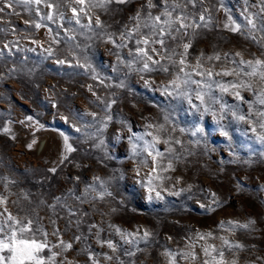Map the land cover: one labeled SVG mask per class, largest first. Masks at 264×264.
Returning a JSON list of instances; mask_svg holds the SVG:
<instances>
[{"label": "rangeland", "instance_id": "obj_1", "mask_svg": "<svg viewBox=\"0 0 264 264\" xmlns=\"http://www.w3.org/2000/svg\"><path fill=\"white\" fill-rule=\"evenodd\" d=\"M50 2L58 4L57 12L63 13V18L41 20L36 7L41 15L51 11L43 5L17 4L14 12L5 9V14H0V29H4L0 31V197L7 201L0 204V213L31 218L33 228L41 227L49 233L50 246L59 242L52 235L50 220L55 219L60 238L73 244L72 250L62 254L73 264H92L89 255L98 264H170L173 256L175 264H204L210 257L203 249L211 251L212 247L225 252L227 264H264V145L257 140L264 129L257 125L253 133L252 124L237 120L231 111L222 113L219 104L212 106L215 115L204 114L202 108H191L187 100L162 94L160 89L174 78L176 67L169 65L168 72H139L135 70L139 64L129 68L113 53L131 60V43L125 48L106 43L102 34L105 30L95 28L94 21V31L74 21L68 23L71 8L79 5L71 0ZM142 3L132 0L126 5L113 4L111 7L118 10L106 13L96 9L94 14L100 15L108 33L119 34ZM260 3L205 0L198 5L197 12L209 9L212 27L192 38L189 62L194 64L201 53H219V70L225 64L224 53L241 52L245 60L264 59V33H255L258 44L245 39L247 33L224 28L228 16L242 26L249 15L264 18ZM159 10L153 9L154 14ZM25 20L44 26L36 29ZM81 20L87 23L85 17ZM72 28L76 29V39L66 41L65 29ZM53 39L59 43H52ZM116 42L121 43L119 39ZM49 47L52 56L45 51ZM57 60L66 63L61 65ZM78 62L90 67H79ZM216 79L231 81L235 77ZM121 81L124 87L118 86ZM251 83L254 91L242 90L241 95L252 102L255 111L264 108L255 103L254 94L264 85L255 79ZM215 95L221 93L217 90ZM223 101L238 105L237 114L247 116L250 111L249 103L230 94H224ZM192 102L199 104L194 97ZM250 119L256 121L257 117L252 115ZM148 124L154 127L148 128ZM160 125L164 131L157 130ZM197 127L203 128V133L192 135ZM149 132L152 135H147ZM157 135L161 141L168 139L169 144H155L164 156L154 160L146 142H153ZM65 137L75 150L62 162ZM177 140L180 143H175ZM35 141L40 144L36 152L28 147ZM52 168L56 171H49ZM149 180L155 189L151 193ZM70 192L75 196H69ZM99 192H105L102 200ZM156 192L162 198H157ZM69 208L75 216L69 214ZM250 220L255 224L249 228L238 226ZM117 228L126 235L122 237ZM145 230L151 233L147 242L141 239ZM76 236L80 237L78 241ZM37 237L43 239L39 233ZM109 240L116 251L106 244L101 246L100 241ZM223 240L244 247L229 251ZM43 254L51 255L47 250ZM109 256L111 259L106 258ZM61 258L57 257V264Z\"/></svg>", "mask_w": 264, "mask_h": 264}, {"label": "snow or ice", "instance_id": "obj_2", "mask_svg": "<svg viewBox=\"0 0 264 264\" xmlns=\"http://www.w3.org/2000/svg\"><path fill=\"white\" fill-rule=\"evenodd\" d=\"M71 2L80 7L71 8L72 19L69 20L68 23L74 21L75 25H79L81 28H87L89 31H94V21L95 28L105 30L102 34L105 36L106 43H111L116 48L128 47L129 43L133 45V47L129 48L128 53L129 56L132 57L131 60H125L118 52L113 53L121 63H125L129 68H133L134 65L139 64L140 67L135 69L139 72H168L169 65L178 69L169 84L160 89L162 94L172 96L178 100H187L191 108L196 111H200L202 108L204 114L211 112L215 115L212 106L219 104L222 113L231 111L232 115L237 120L252 124L253 133L256 132L257 125L259 128L264 129V108H258L253 111L252 102L246 101L241 95L242 90L254 91L251 83L254 79L264 85V59L257 57L245 60L241 52H236L235 54L224 53L223 59L225 64L221 65L219 70L216 68V63L220 62L222 59L219 53L214 52L207 56L201 53L194 64L190 63L188 60L189 49L192 47V38L200 35L201 30L210 29L212 27V17L207 14L209 13V9L203 8L201 11H195L198 5H203L205 3V0H158V2H154V0H143L140 8L129 18L130 23L125 24L123 26V31L119 34L108 33L106 31L107 25L101 20L100 15L94 14V10L99 9L106 13L116 11L118 9H113L111 7L113 4L126 5L131 3L132 0H71ZM17 4L28 6L43 5L50 9V12L41 15L40 8H35L36 15L40 16L41 20L55 22L57 16L63 18V13L57 12L59 7L58 4L52 3L50 0H0V14H5V9H13L14 12V6ZM245 4L247 5V0H245ZM157 8L160 10L158 13L154 14L153 9ZM189 8L192 10L190 11ZM260 13H264V0H261L260 3ZM7 14L11 15L13 13ZM15 14L19 15L18 12ZM82 16L87 19L86 24L82 23ZM246 20L247 23L242 26L233 20L231 16H228V22L225 23L224 28L229 32L240 33L241 35L247 33L245 39H251L259 44L260 41L256 40L255 33H264V18L249 15L246 17ZM0 21H2V16H0ZM24 23L36 29H40L44 26L33 20H25ZM59 26L61 28L63 27L62 24ZM0 31H4V29H0ZM13 31H15V29H13ZM48 31L51 32L52 29L49 28ZM75 32V28L70 30L65 29V40H75L76 36L73 34ZM117 39H119L121 43L117 44ZM261 40H264V36L261 37ZM31 42L34 44L38 43L35 40ZM173 42H175V47H173ZM52 43H59V40L53 39ZM4 47L8 48L9 46L5 44ZM177 48L182 49V51L177 52ZM34 50L35 49H29V51ZM9 51L11 50L9 49ZM45 51L48 56L53 55V49L51 47L45 49ZM0 55H3V53L0 52ZM261 55L264 56V52H262ZM237 57H239V59H237ZM163 61H167L168 64L163 63ZM56 63L63 65L66 61L57 60ZM229 64L232 65V67H228L227 65ZM78 66L82 68L90 67V65L79 64V62ZM230 76L235 77V79L231 81L216 79L217 77ZM195 77H199V79ZM245 77H247V79H244ZM118 86L124 87V82L121 81ZM145 86H148V81H145ZM89 88L91 90V86H89ZM217 90L221 93L220 96L215 95ZM224 94H230L238 101L249 103L250 111L248 115L237 114L235 109L238 108V105H229L227 102L223 101ZM254 94L255 103L264 106V87H261L259 92H254ZM193 97L199 101V104H194L192 102ZM252 115L257 117L256 121L250 119ZM93 116H95V114H93ZM27 119L32 120V117H27ZM147 127L152 128L154 126L148 124ZM157 130L164 131V126L160 125ZM4 131L8 132L9 129L5 128ZM77 131H79V129H77ZM181 131L185 130L181 129ZM197 133H203V128L197 127L192 132V135H196ZM222 134L225 136L228 135L223 129ZM147 135H152V133L149 132ZM137 139H143V137L138 136ZM257 140L260 144L264 145V134L257 135ZM64 142L66 154L63 155L62 162L68 158L67 153H71L75 150L68 144V137L64 138ZM160 142L169 144L168 139L161 141V137L158 135L153 136V142H146V150L149 155L153 156L154 160L157 157L164 156V153L155 149V144ZM175 143H180V141L177 140ZM28 147L31 148V145H28ZM172 151L173 149L169 147L168 152L171 153ZM132 153L133 155L136 154L135 144L132 145ZM171 167V162H169L168 168L170 169ZM49 171L55 172L56 169L52 168ZM137 174H139V172ZM95 180L103 186V181H100L98 177H96ZM93 190L95 191L96 189L93 188ZM148 190L149 193L155 190L151 180L148 181ZM107 194L110 195V193ZM104 195L105 192H99L98 198L102 200ZM69 196H75V193L70 192ZM156 197L162 198L159 192H156ZM151 198L150 195L149 199ZM59 199L60 198H57L58 202ZM77 199H80V197H77ZM6 203V199L0 197V204ZM201 207H204V205H201ZM68 211L70 215H76V212L71 208H69ZM0 217H2V219H0V264H57V257H62L59 264H73V261L67 259L66 256H62L63 253L72 250L73 244L60 238V231L56 227L55 219L50 220L53 226L52 235L56 236L59 242L50 246L47 239L49 233L41 227L33 228L32 225L34 221L31 218L25 216L24 218L18 219L11 213H8L6 216L4 213H0ZM69 223H71V221ZM229 223L235 226V222L229 221ZM252 224H255V221L250 220L248 224H241L238 226L247 229ZM91 227H96V225H92ZM116 231L120 232L122 237L126 235L119 228H117ZM38 233L43 239H38ZM208 235L211 234L209 233ZM150 236L151 233L145 230L141 239L147 242ZM204 238V236L200 237V239ZM74 239L78 241L80 237L76 236ZM100 243L101 246L106 244L109 249L116 251V246L112 241H100ZM223 244L229 251H231L232 248L244 247L239 243L233 245L228 240H223ZM53 248H59L60 251H52ZM45 250L51 253V255H44L43 253ZM203 252L205 256L210 257V260H205L204 264H227L225 252L223 250L218 251L212 247L211 251H209V248H204ZM213 253H215V255ZM125 254L133 255L134 253ZM166 255L172 256L173 254L166 253ZM190 255L192 259H196L195 253H191ZM106 258L111 259L110 256ZM185 258H187V256H185ZM89 260L92 264H98V261L91 255H89ZM170 264H175L174 256L170 260ZM232 264H236V261H233Z\"/></svg>", "mask_w": 264, "mask_h": 264}, {"label": "bare ground", "instance_id": "obj_3", "mask_svg": "<svg viewBox=\"0 0 264 264\" xmlns=\"http://www.w3.org/2000/svg\"><path fill=\"white\" fill-rule=\"evenodd\" d=\"M38 140V139H37ZM39 142L38 141H35L33 144H32V146H31V150H33V151H37L38 150V148H39Z\"/></svg>", "mask_w": 264, "mask_h": 264}]
</instances>
